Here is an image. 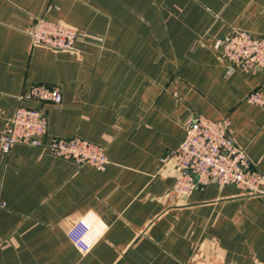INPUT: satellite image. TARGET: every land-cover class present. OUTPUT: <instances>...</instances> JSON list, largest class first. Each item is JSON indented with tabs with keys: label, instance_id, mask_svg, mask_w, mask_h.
<instances>
[{
	"label": "crops",
	"instance_id": "1",
	"mask_svg": "<svg viewBox=\"0 0 264 264\" xmlns=\"http://www.w3.org/2000/svg\"><path fill=\"white\" fill-rule=\"evenodd\" d=\"M36 16L76 27L74 49L33 45ZM232 28L263 34L264 0H0V128L17 106L40 107L48 137L108 157L96 169L39 146L0 151V264H264L263 196L216 181L173 189L171 154L197 114L228 117L264 175V108L246 100L264 72L226 77L212 49ZM36 84L61 103L18 99ZM81 217L101 230L84 254L67 235Z\"/></svg>",
	"mask_w": 264,
	"mask_h": 264
},
{
	"label": "built area",
	"instance_id": "2",
	"mask_svg": "<svg viewBox=\"0 0 264 264\" xmlns=\"http://www.w3.org/2000/svg\"><path fill=\"white\" fill-rule=\"evenodd\" d=\"M27 33L33 45L72 50L79 30L61 19L36 16L32 18ZM212 49L227 62L226 77L238 69L264 72V33L254 35L247 30L232 28L214 41ZM25 98L55 105L62 101L56 86L42 84L33 85L18 96L19 100ZM246 100L264 108V89L251 90ZM230 123L228 117L213 120L200 114L189 120L184 139L171 154L179 169L173 187L175 192L191 195L196 189L216 181L221 185L232 184L245 194L264 197V175L252 166L244 148L236 144ZM14 144L44 147L54 156L72 159L78 164L87 163L96 169H102L108 162L104 147L85 138L48 137L47 116L40 107L17 106L0 128L1 153L7 154ZM4 205L0 201V208ZM94 221L93 217H81L67 230L68 237L82 254L101 237V230L95 228Z\"/></svg>",
	"mask_w": 264,
	"mask_h": 264
}]
</instances>
